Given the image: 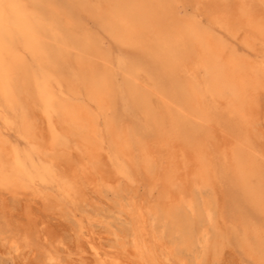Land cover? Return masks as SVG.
<instances>
[{"label":"bare ground","instance_id":"bare-ground-1","mask_svg":"<svg viewBox=\"0 0 264 264\" xmlns=\"http://www.w3.org/2000/svg\"><path fill=\"white\" fill-rule=\"evenodd\" d=\"M78 1L76 5L71 3V11L81 6L85 11L93 12L100 25L117 40L127 44L129 49L132 45L140 50L138 62L145 65V70L157 75L154 74V77L160 82V91L156 89V98L159 96L165 111H155L154 101L150 102L153 100L151 93L144 91L139 86L140 82L136 84L134 78L139 69L136 63L122 62V71L127 77L122 75L126 80L120 90L117 89L109 73L113 62L112 66L109 65L111 67L107 66L109 55L106 54V57L98 43L88 39L90 37L82 40L79 39L82 34L76 38L70 30H64L66 27L61 30L59 19L48 18L43 13L44 0H0V5L11 6L0 8V120L7 130H14L24 142L21 145L11 141L0 129V189L18 194L26 189L34 191L40 184L49 185V188L52 185L60 195L59 199H52L54 204L51 206L59 209L67 204L78 209L85 206L86 190L96 189L101 195L111 192L119 200V212L118 215L114 213L117 216L114 224L108 220L106 225L109 234L111 237L114 235L116 240L104 244L102 234L97 237L91 229L84 232L82 223L78 227L89 245L94 264H207L209 257L217 256L222 247L230 242L239 246L255 264H264V231L252 224L253 213L260 209L264 211V148L259 144L262 142L258 133L260 126L256 127L254 119L258 93L264 90V61L252 64L238 56L235 50L227 53L228 46L222 38L215 36L217 32H213L215 26H204L202 20L191 13L187 17L180 16L175 8L177 4L172 0H104V4L98 7H93L89 1ZM188 1L205 11L212 24L227 27L234 33L239 29L246 30L248 36L245 42L248 46L253 45L254 40L264 41V18L257 15V11L254 13L249 4L232 8L224 6L227 2L220 4L218 0ZM181 3L178 2V5ZM62 11L64 17L65 10ZM74 24L76 28L77 24ZM126 53L130 54L129 51ZM150 77V82L157 79L153 75ZM118 93H121L126 106L131 111L137 109V114L144 119L136 122L134 129L118 126L111 120L106 122L112 148L109 157L112 165L108 167L101 158L105 134L100 130V116ZM82 95L89 104L82 101ZM90 103L96 105L98 114L93 112ZM161 105L157 108L161 109ZM35 107L41 110L42 115L37 112L43 116L45 130L37 123ZM165 117L169 128L164 124ZM214 123L222 128L223 134L217 133L212 125ZM72 149L79 154L75 162L71 158ZM106 153L109 155V152ZM62 162L68 168H64L66 165L63 166ZM136 171L141 172L143 177H140L145 180L147 192L144 196L139 195L134 185L138 180L134 175ZM219 178L233 190L234 201L243 210V213L239 211L241 214H237L238 218L235 219V216L232 222L227 220L224 224L220 219H225L227 215L219 209L220 202L214 189ZM122 181L129 186L122 188ZM35 190L32 192L37 197L41 196L42 201L51 199V195L41 189ZM155 193L158 194L154 196ZM96 197L98 199L99 196ZM24 210L29 209L24 207ZM29 212L32 213L31 210ZM123 214H128L129 219L122 220ZM25 218L27 220L28 217ZM33 218L31 220H35ZM100 219L102 224L105 218ZM111 219L114 221L113 217ZM232 223L233 226L230 225ZM34 224L37 223L31 226ZM25 229H28L27 226ZM1 233L5 234V231L3 233L0 229ZM17 236V239H10L8 254L18 251L23 243L30 246L32 240L28 236L23 239ZM221 255L224 256L223 253ZM45 258L50 263L57 260L49 251Z\"/></svg>","mask_w":264,"mask_h":264},{"label":"rangeland","instance_id":"rangeland-1","mask_svg":"<svg viewBox=\"0 0 264 264\" xmlns=\"http://www.w3.org/2000/svg\"><path fill=\"white\" fill-rule=\"evenodd\" d=\"M54 1H56V3L54 2ZM71 1H73V2H71ZM77 1V2H76ZM90 2L91 4H92V6L93 7H98V6H102L103 4H104V0H96V1H94L93 2V0H83V2L84 3H86V2ZM78 0H49V2L47 1V0H44V11L45 12H43L44 14H46V17H50L51 19L53 18H55L56 20L57 19H59L58 20V23H59V21H60V23H59V25H58V27L62 30V28H64V27H66V28H64V30L65 31H67V32H69V30H70V34H72L74 37H76V38H79V36H81V34H82V38H79V39H84V40H87V38L88 37H90V38H88V39H92V40H94V41H96L97 43H98V47H99V49H100V51L101 52H103V54H107V55H109L108 57H107V55H106V57H107V59H106V61H107V66H109L112 62V64H113V66H112V64H111V66H109V67H111V68H109L110 70L109 71H111V72H109V73H111L110 75L112 76V79H114L113 80V83H114V85H115V87L117 88V89H119L120 88V86L121 85H123V83H124V80H126L125 78H124V80H123V76L124 77H127V75L125 76V72H123L124 71V66H122V62L124 63H128V64H130V63H133V64H135L136 63V66H137V68H139V69H137L138 71H136V72H138L137 74H136V76H135V78H134V80H135V82H136V84L137 83H141L140 85L139 84H137V85H139L141 88H143L144 89V91L146 90V92L147 93H155L154 95L152 94H150V98L151 99H153V100H150V102L151 101H154L153 103H152V105L154 106V105H156V106H152L151 105V103H150V105H151V107H153V109L154 108H156V109H154L155 111H159L160 113H164V111H165V109H164V104H163V102L162 101H160L161 99L159 98V96L156 98V89L157 88H159V91H160V87H159V84H160V82H159V80H158V78L157 77H154V74L151 72V71H147V70H145L146 69V67H145V65L142 63V62H138L139 61V54H140V50L138 49V48H136L135 46H132V45H130L131 47H132V49H129V48H127L126 46H127V44H123L121 41H119V40H117L113 35H111V33H109L102 25H100V20H97L98 18H96L97 16L96 15H94L93 14V12H91L90 13V11H85L86 9H83L81 6H78V8L75 10V11H71L70 10V6L73 4V5H76V3L78 4ZM172 2H176L175 3V5L177 4L178 5V2H182L181 4H179L178 6L176 5L175 6V8H177L176 10H177V12H179L180 14V16H184V17H187V16H190V13L191 14H193V16L194 15H196V17L199 19L200 18V20H202L201 22H202V24L204 25V26H211L212 28H213V32L214 33H216L215 34V36L218 38H222L223 40H224V42L226 43V45L228 46V48L226 49V51H227V53L228 52H230V51H232V50H235L236 52H237V54H238V56H240V57H242V58H244L246 61H248V62H250V63H252V64H255V63H259V62H263L264 61V41H261V40H254L253 41V45H251V46H248L247 44H246V42H245V39H246V37L248 36V33L246 32V30H244V29H239L238 30V32L237 33H234L233 31H231L230 29H227V27H226V29L224 28V27H221L220 25H218V24H212L213 22H211L212 20H210L209 19V16L207 15V14H205L204 12H202L198 7H196L195 6V4H194V2H192V1H188V0H172ZM186 2V3H185ZM193 5H191L190 3ZM204 2H206V1H204ZM218 2L220 3V4H223L224 2H227V3H225L224 4V6H227V7H232V8H237V7H239L241 4H244V3H247V4H249L250 5V7H251V9H252V11L254 10V13L256 12V14L257 15H259L261 18H264V16H263V14H264V0H218ZM238 2V3H237ZM46 3V4H45ZM72 3V4H71ZM95 3H96V5H95ZM184 3V4H183ZM189 3V6L187 5ZM57 4V5H56ZM100 4V5H99ZM226 4H228V5H226ZM46 5V6H45ZM49 5H51V6H49ZM53 5V6H52ZM59 5V6H58ZM257 5V6H256ZM183 6V7H182ZM192 6V7H191ZM45 7H52L51 9L49 8H46L45 9ZM58 7H62V8H58ZM197 8V9H196ZM48 9V10H47ZM59 9H61L60 11H59ZM180 9V10H179ZM182 9V10H181ZM62 10H65V14H64V17H63V11ZM185 12H184V11ZM192 10V11H191ZM63 13H62V12ZM187 11V12H186ZM191 11V12H190ZM262 11V12H261ZM52 12H54L53 14H52ZM66 12H67V14L68 15H66ZM90 14H89V13ZM184 12V13H183ZM61 13V14H60ZM51 14V15H50ZM60 14V15H59ZM69 14H71V15H69ZM202 14V15H201ZM59 15V16H58ZM84 17H83V16ZM45 16V15H44ZM58 16V17H57ZM62 16V17H61ZM96 16V17H95ZM192 16V15H191ZM199 16V17H198ZM263 16V17H262ZM65 17H67V18H65ZM71 17H73V18H71ZM86 17L88 18L89 17V19H86ZM203 17V18H202ZM63 18L65 19V21H61V20H63ZM81 20V21H78L79 19ZM95 18H96V20H95ZM71 19V20H70ZM75 19V20H74ZM66 20L67 21H69L68 23H70V24H68L67 22H66ZM73 20L75 21V22H73ZM76 21L77 22H80V23H82V24H78V23H76ZM84 22V24H83V22ZM90 21V22H89ZM93 21V22H92ZM61 22H63L62 24H61ZM73 22V23H72ZM92 22V23H91ZM210 22H211V24H210ZM71 23H72V25H71ZM75 23V24H74ZM208 23V24H207ZM63 24H66V25H64V26H62ZM73 24L74 25H76L77 24V26H75L76 28H74V26H73ZM88 24V25H87ZM99 24V25H98ZM79 25V26H78ZM84 25V26H83ZM61 26V27H60ZM81 26H83V28H84V30L82 29V27ZM99 26V27H98ZM101 26H102V28H101ZM73 27V28H72ZM86 27H88V29L86 28ZM70 28V29H69ZM72 29V30H71ZM82 29V30H81ZM74 30V31H73ZM93 30V31H92ZM87 31V32H86ZM96 31V32H95ZM104 31V32H103ZM224 31V32H223ZM73 32V33H72ZM85 32V33H84ZM108 32V33H107ZM75 33V34H74ZM230 33V34H229ZM246 33V34H245ZM221 34H224V35H221ZM234 34V35H233ZM238 34H239V36H238ZM242 34H244V35H242ZM77 35H79V36H77ZM84 35L86 36V37H84ZM90 35V36H89ZM230 35V36H229ZM103 36V37H102ZM112 36V37H111ZM235 36V37H234ZM245 36V37H244ZM231 39H230V38ZM244 37V38H243ZM107 38V39H106ZM239 38H241V40L239 41ZM104 39H105V41H104ZM236 41H235V40ZM118 41V43H117V41ZM116 41V42H115ZM239 41V42H238ZM114 42V43H113ZM230 42H232V43H230ZM241 42H243V44L241 43ZM50 43H51V40H50ZM115 44V45H114ZM117 44L118 45H120V46H117ZM103 45V46H102ZM106 46H107V48H106ZM124 46V47H123ZM128 46H129V44H128ZM240 46V47H239ZM103 47V48H102ZM123 47V48H122ZM260 47V49L258 50V48ZM111 48H112V50H111ZM123 50V49H125L124 51H122L121 49ZM252 48V49H251ZM253 48H255V49H253ZM263 48V49H262ZM247 49V50H246ZM127 50V51H126ZM238 50V51H237ZM240 50V51H239ZM253 50V51H252ZM255 50V51H254ZM108 51V52H107ZM128 52L129 51V55H127L128 53H126V52ZM247 51V52H246ZM75 52V51H74ZM73 52V53H74ZM134 52V53H133ZM249 52V53H248ZM252 52V53H251ZM254 52V53H253ZM110 53V54H109ZM256 54V55H255ZM125 55V56H124ZM126 55H127V57H126ZM261 55V56H260ZM118 56H120V57H118ZM131 56H133V57H131ZM250 56H252L251 58H250ZM111 57L114 59H111ZM138 58V59H137ZM254 58V59H253ZM30 60H31V58H29ZM119 62V63H118ZM143 64V65H142ZM141 67H140V66ZM118 66V67H117ZM139 66V67H138ZM114 67V68H113ZM113 69V70H112ZM119 69V70H118ZM123 70V71H122ZM146 72H145V71ZM114 72V73H113ZM122 74H121V73ZM149 72V73H148ZM142 73H144V74H142ZM147 73V74H146ZM152 73V74H151ZM121 74V75H120ZM141 74V75H140ZM123 75V76H122ZM147 77H146V76ZM153 75V78L154 79H156V80H152V82H150L151 81V79H152V77H150V76H152ZM156 75V74H155ZM121 76V77H120ZM141 76V78H140V80H139V77ZM157 76V75H156ZM147 78V79H146ZM144 79V80H143ZM118 80V81H117ZM143 82H142V81ZM148 80V81H147ZM123 81V82H122ZM145 81H147V82H145ZM148 85H147V84ZM157 85H156V84ZM153 89H152V88ZM120 90V89H119ZM264 90H260L259 91V93H258V97H257V102H258V105H257V107L255 108V110H254V119H255V121L257 122L256 123V127H259L260 126V128H262L261 130H260V128H258L259 130H258V133H259V137H261V139H260V141H262V142H259V140H258V142H259V144L261 143V147L262 148H264ZM158 95V94H157ZM82 98V101H84V103L85 104H89V102H88V100L85 98V96L84 95H82L81 96ZM85 99H84V98ZM155 97V98H154ZM156 100H158V101H156ZM155 101H156V103H155ZM260 101H261V103H260ZM161 102V103H160ZM211 102V101H210ZM155 103V104H154ZM162 104L161 105V109L159 108L160 106V104ZM263 104V105H262ZM90 105H92V110H93V112L94 113H96V114H98V109H97V107H96V105L94 104V103H90ZM157 106H159L158 108H157ZM173 106H175V104L173 105ZM36 108H38V110H36ZM110 108V109H109ZM117 109V110H116ZM34 110V113H35V118L37 119V123H38V125L41 127V128H44L43 130H45V128H46V123H44L45 121H44V119H43V116H41L42 115V113H41V110L39 109V107H35V109H33ZM40 110V111H39ZM257 110H258V112H257ZM260 110V111H259ZM41 114H39L38 112ZM263 111V113H261ZM37 112V113H36ZM158 112V113H159ZM257 112V113H256ZM109 113V114H108ZM259 113H260V115L261 116H259ZM37 114H39V115H37ZM162 115V114H161ZM40 116V117H39ZM159 116V115H158ZM258 117V118H257ZM167 117H165L164 119H166ZM257 118V119H256ZM260 118H262V119H260ZM137 119H140V120H137ZM141 119H144V117L142 116L141 117V115H139V114H137V109H135V111H131L130 110V107L129 106H126V104H125V100L122 98V95H121V93H118L117 94V96H116V99H114V101H111V103H109V105L107 106V107H105V110H104V114L103 115H101L100 116V130L102 131V133L103 134H105L104 136H105V143H104V149H103V153L101 154V158H102V161H103V163L104 164H106L108 167H111V158H109V157H111V153H112V148H111V141H110V136H109V134H108V132H107V129H106V122L108 121V120H111V121H113L116 125H118V126H124L125 128H128V129H134L135 128V126H136V122H139L140 123V121H141ZM130 120V121H129ZM40 121V122H39ZM127 121V122H126ZM132 121V122H131ZM262 121V122H261ZM124 122V123H123ZM126 122V123H125ZM166 122V123H165ZM165 122H164V124H165V126H168L169 125V122H168V120L166 119L165 120ZM3 122L0 120V124H2ZM103 123V124H102ZM134 124V125H132V124ZM259 124H261V125H259ZM129 125V126H128ZM213 126H214V129H216L217 130V133H219V134H221L222 133V128L220 129V127H217V125H215V123L214 124H212ZM1 126V125H0ZM164 127V126H163ZM168 128H169V126H168ZM0 129H2V131L5 133V135L11 140V141H13V142H19V144H21V145H24V142L21 140V138H19L18 137V135L16 134V132H14V130H12V131H10V130H7L6 129V127L4 126V123L2 124V126L0 127ZM7 131H6V130ZM220 131H219V130ZM14 132V133H13ZM223 134V133H222ZM225 134L228 136L229 134H228V132L227 131H225ZM262 134V135H261ZM228 137H230V136H228ZM263 138V139H262ZM263 144V145H262ZM109 146V147H108ZM74 149V148H73ZM73 149L71 150V152L73 151ZM74 152V153H73ZM72 153L73 154H71V158H73V160H74V162L76 161V160H78L79 158V154H78V151H76V149H75V151H73ZM106 152H109L108 154L109 155H107V153ZM103 156V157H102ZM106 157V158H105ZM107 162V163H106ZM64 163L62 162V165H63ZM61 165V166H62ZM64 165H66V164H64ZM63 165V166H64ZM62 166V167H63ZM65 167H67V165L66 166H64V168ZM68 168V167H67ZM140 174V175H138V174ZM134 175H135V179H138L137 180V184H134L135 185V187L136 188H138V192L140 193L139 195H141L142 194V196H144L145 195V192H147V189H145V180H144V178H142L143 176L141 175V172H134ZM139 176V177H138ZM140 176H142V177H140ZM115 178V177H114ZM139 178H140V180H139ZM219 179H220V181H219ZM219 179H216V182H215V187H214V189H215V194H216V192H217V199H218V203H219V209H221L222 210V212H223V214L225 213V216H226V218L225 219H220L221 220V222L223 223L224 221L226 222L227 220H228V222H232V219L235 217V219L236 218H238L237 217V214H241V212L243 213V210H241L240 209V207L241 206H237V204H236V201H234V193H232L233 192V190L231 189L230 190V188H228L229 187V185H227L226 184V182H225V180H223L222 178H219ZM142 180H143V183H142ZM222 182V183H221ZM123 183V184H122ZM139 183H140V185H139ZM125 184V185H124ZM142 184V185H141ZM218 184H219V186H218ZM41 185V186H40ZM40 185H37V187H35L36 189H41L42 191H44V193H46V194H48L50 197H51V199H46V202L49 200V202H45V200L44 201H42V199H41V196L39 197H37V195H36V193L34 194L33 192L34 191H37V190H35V188H34V191H33V189H32V194H34V195H32L31 194V192H29L31 189H26L27 191H23V192H21V193H18V194H15V193H13V194H10V193H12V192H10L9 190L8 191H6V189H4V188H2V189H0V193H1V191H2V194H0V199L1 200H3V202L4 203H2V201L0 202V206H2V207H0V212L2 213H0L1 215V217H0V229L2 230V232L4 233V231H5V234H0V264H73V261H75L76 259H77V261H75L74 262V264H87V263H89V264H94L95 263V261L93 260V262H91L92 261V255H91V253H90V250H88L89 249V245L87 244V242H86V240H85V238L82 236V233L80 232V229H78V227L80 228V226H81V223L83 224V227H84V229H83V231L85 232V231H87L88 229H91V230H94L95 232H96V235H97V237L98 236H100L101 234L103 235H101V237H103L102 238V242L104 243V244H108L109 242H114V240H116V237L113 235L112 237H111V234H109V230L107 229V225H106V223H107V221L108 222H110L111 221V223L112 224H114V222L116 221L115 219H117V216L116 215H118V212H119V206H118V202H119V200H118V198H116L111 192H108L107 194H103V195H101V193H99V191H97L96 189H92V191H93V193L94 194H92V191H91V189L90 188H88V189H90V190H86V192H87V201H85V206H83L82 208H76L74 205H69V204H67L68 206H62L61 207V209H59V208H54V207H52L51 205H53L54 204V202H52V199H53V201H55V199H59V192H57V190H56V188H54V187H51L50 186V188H49V185H43V184H40ZM129 186V184L127 183V182H125V181H122L121 183H120V186H122V188L123 187H128ZM221 185H225L224 187L223 186H221ZM38 186H40V187H38ZM216 186H218V187H216ZM44 187V188H43ZM46 187V188H45ZM85 187H87V185H85ZM52 188V189H51ZM142 188H143V190H142ZM218 188V189H217ZM49 190V191H48ZM140 190V191H139ZM219 190V191H218ZM229 190H230V192H229ZM46 191H48V193L46 192ZM55 191V192H54ZM89 191H91V193L89 192ZM223 192V194H221L222 192ZM8 192H10V193H8ZM28 192V193H27ZM53 192V193H52ZM220 192V193H219ZM228 192L230 193V194H228ZM23 193V194H22ZM25 193V194H24ZM57 193V194H56ZM6 194V195H5ZM27 194H30V195H27ZM110 194H111V196H110ZM158 193H155V195L154 196H156ZM220 194V195H219ZM9 195V196H8ZM11 195V196H10ZM23 195L25 196V197H23ZM54 195V196H53ZM94 195V196H93ZM223 195V196H222ZM229 195L231 196V197H229ZM3 196V197H2ZM8 196V197H7ZM18 196V197H17ZM29 196V197H28ZM31 196H32V198H31ZM57 196V197H56ZM89 196V197H88ZM96 196H99L98 197V199H97V197ZM110 198H108V197ZM141 196V197H142ZM27 197H28V200H27ZM94 197H96V199L94 198ZM101 197V198H100ZM8 198V199H7ZM15 198H19V199H15ZM43 199H44V197H42ZM91 198V199H90ZM114 200H113V199ZM36 199H38L37 201H34V200H36ZM41 199V200H40ZM99 199H100V201H99ZM102 199V200H101ZM231 199V200H230ZM7 200H9V201H7ZM27 200V201H26ZM90 200V201H89ZM24 201V202H23ZM32 201V202H31ZM41 201L43 202V203H41ZM103 201H104V203H106V205H108V206H106L104 203H103ZM111 201H113V202H111ZM115 201H117L116 203H115ZM6 202H8V203H6ZM26 202V203H25ZM28 202L30 203V204H28ZM34 202H36V203H34ZM34 203V204H33ZM4 204V205H3ZM6 204V205H5ZM7 204H9V205H7ZM14 204V205H13ZM45 205V206H43V205ZM48 204V205H47ZM98 204V207H100V208H98L96 205ZM109 204H111V205H109ZM117 204V205H116ZM16 205V206H15ZM43 206L42 208L40 207V206ZM224 205H225V207H224ZM30 206V207H29ZM47 206V207H46ZM74 206V207H73ZM24 207L27 209H29L28 211H25L24 210ZM71 208V209H69V208ZM91 207H92V209H91ZM110 207V208H109ZM2 208V209H1ZM10 209V210H8V209ZM52 208H54V209H52ZM96 208V209H95ZM102 208V209H101ZM109 208V209H108ZM118 208V209H117ZM222 208H224V209H222ZM227 208H229V210L227 209ZM242 208V207H241ZM248 208V207H247ZM41 209V210H40ZM49 209V210H48ZM59 209V210H58ZM85 209V210H84ZM5 210H7V211H9V212H11V213H7ZM32 211V213L31 212H29V211ZM40 210V211H39ZM54 210V211H53ZM60 210H62V211H64V212H62V211H60ZM75 210V211H74ZM78 211V213H77V211ZM96 210V211H95ZM112 210V211H111ZM261 210V209H260ZM259 210V212H261V214H259V212H254L253 213V220H254V222H253V220H252V224H253V226H257V227H259V228H261L263 231H264V211H260ZM5 211V212H4ZM44 213H43V212ZM52 211V212H51ZM95 211V212H94ZM103 211V212H102ZM105 211H107V212H105ZM239 211H241V212H239ZM4 212V213H3ZM24 212V213H23ZM27 212H29V213H27L29 216H31L32 218L34 217L35 218V220H31L32 218L31 217H29V216H27V214L26 213ZM73 212H74V214H73ZM80 212H81V214H80ZM85 212V213H84ZM88 212V213H87ZM94 212V213H93ZM96 212H99V213H96ZM38 214L36 217H35V215L34 216H32V214ZM45 213H47V214H45ZM50 213V214H49ZM60 213H62V215H60ZM77 213V214H76ZM100 213H101V216L103 217V219L105 218V220H104V222L101 224L100 223V220H102V219H100V218H102L101 216H100ZM111 213H115L114 215L113 214H111ZM8 214H10V215H8ZM25 214V215H24ZM39 214H40V216H39ZM43 214V217L45 218H43V217H41V215ZM49 214V216L51 217H48L47 218V215ZM86 216H85V215ZM248 214H250V213H248ZM13 215V216H12ZM57 215V216H56ZM74 215V216H73ZM80 215H81V217H80ZM98 215V218L96 217V216ZM52 216H53V218H52ZM60 218H59V217ZM71 218H69V217ZM73 216V217H72ZM91 216V217H90ZM106 216V217H105ZM108 216V217H107ZM111 216V217H110ZM123 217H121V219L122 220H126V218H127V220L129 219L128 218V214H123L122 215ZM247 216V215H246ZM14 217V218H13ZM25 217H28L27 218V220H26V218ZM63 217V218H62ZM79 217H80V220H79ZM88 217V218H87ZM93 217H94V219L95 218H97V219H93ZM114 218V221L111 219V218ZM33 218V219H34ZM39 218V219H38ZM41 218H43V219H41ZM66 218H67V220H66ZM70 220H69V219ZM84 218V219H83ZM255 218H257L256 220H255ZM7 219H10V222H9V220L7 221ZM20 219H22V220H20ZM25 219V220H24ZM41 219V220H40ZM46 219H48V220H46ZM59 219V220H58ZM90 219V220H89ZM91 219H92V222H91ZM260 219V220H259ZM12 220V221H11ZM46 220V221H45ZM89 220V221H88ZM23 221V222H22ZM26 221V222H25ZM39 221H42V222H40L39 223ZM48 221V222H47ZM61 221V222H60ZM64 221V222H63ZM84 221V222H83ZM95 221V222H94ZM13 222V223H12ZM25 222V223H24ZM44 222V223H43ZM73 222H74V225H73ZM96 222H98V223H96ZM220 222V221H219ZM224 222V223H225ZM17 223V224H16ZM22 224L23 223V225L25 224V227L27 226V228L28 229H30V230H28V229H25V227H23V225L22 226H19L20 224ZM29 223H37V224H34L33 225V227L31 226V225H28ZM223 223V224H224ZM13 224H14V226H13ZM79 224H80V226H79ZM100 224V225H99ZM233 224L234 223H232V224H230V225H232L233 226ZM36 225H39L38 227H40L39 228V230H37V228H35L34 226H36ZM41 225V226H40ZM47 225V226H46ZM87 225V226H86ZM101 225H102V227H101ZM29 226V227H28ZM77 226V227H76ZM98 226V227H97ZM14 227V228H13ZM18 227H20V229L18 228ZM32 227V228H31ZM42 227V228H41ZM44 227H45V229H44ZM114 227H116V226H114ZM16 228V229H15ZM18 228V229H17ZM47 228V229H46ZM97 228V229H96ZM99 228V229H98ZM103 228V229H102ZM106 228V229H105ZM32 229V230H31ZM34 229V230H33ZM36 229V230H35ZM52 229V230H51ZM100 229H102V230H100ZM16 230H18V231H16ZM29 232H28V231ZM42 230H44V233H43V231ZM101 232H100V231ZM32 231H35V232H32ZM54 231V233H52ZM76 231H78V232H76ZM98 231V232H97ZM104 231L107 233H104ZM18 232V233H17ZM23 232H24V234H23ZM100 232V233H99ZM28 233V234H27ZM31 233V234H30ZM44 235H43V234ZM76 235H75V234ZM17 234H18V236H17ZM21 234V235H20ZM30 234V235H29ZM48 234H50V236L48 235ZM53 234V235H52ZM104 234H106L105 236H104ZM7 237H6V236ZM29 235V236H28ZM36 235L39 237L40 235H42V236H40L39 238L38 237H36ZM48 235V236H47ZM75 235V236H74ZM16 236L18 237V238H21V239H23V237H26V236H28L32 241H31V244H30V246H28L27 244H25V243H23L22 244V246L20 247V249L18 250V251H16L15 253H11V254H8L7 252V250H9V248H10V239H12V237L14 238H16ZM52 236H54V237H52ZM56 236V237H55ZM50 237H52V238H50ZM75 237H76V240H75ZM83 237V238H82ZM4 238H6V239H4ZM34 238H36V240L34 239ZM44 238V239H43ZM48 239L49 238V240H46V239ZM55 238H56V240H55ZM109 238H110V240H109ZM3 239V240H2ZM17 239V238H16ZM62 241V243H60L61 241ZM105 239H107V240H105ZM38 240V241H37ZM40 240V241H39ZM54 240V241H53ZM79 240V241H78ZM80 240H81V243L79 244V242H80ZM82 240H83V242H82ZM37 241V242H36ZM53 241V242H52ZM56 241V242H55ZM9 242V243H8ZM38 242H39V246H38ZM46 242V243H45ZM86 242V243H85ZM7 246V249H6V246H4V244ZM7 243H8V245H7ZM50 245H49V244ZM57 243H58V245H57ZM77 243V244H76ZM87 244V245H85V244ZM53 244V245H52ZM76 244V245H75ZM230 244V245H229ZM32 245V246H31ZM48 245H49V248H48ZM62 245V246H61ZM80 247H79V246ZM83 245V246H82ZM233 245H235V243L234 242H232V244H231V242L230 243H228V244H226L225 245V247L223 246L222 247V249L219 251V253H218V255L217 256H215V257H209V259H210V261H208L207 262V264H255V262L251 259V258H249L248 256H246L245 255V253L243 252V250L239 247V246H237V245H235L236 246V248H235V246H233ZM9 246V247H8ZM60 246V247H59ZM78 246V247H77ZM86 246V247H85ZM226 246H231V248L230 247H226ZM26 247H29L28 249H26ZM33 248V249H30V248ZM43 247V248H42ZM62 247V250L60 249ZM57 248H58V251H55V250H57ZM74 250H73V249ZM82 248H83V250H82ZM86 248V249H85ZM23 249V250H22ZM43 249V250H42ZM51 249H53V250H51ZM69 249V250H68ZM76 249H77V251H76ZM36 252H34V251ZM38 250V251H37ZM65 250V251H64ZM72 250V251H71ZM88 251V253H87V251ZM224 252H223V251ZM241 250H242V252H241ZM7 251V252H6ZM22 251V252H21ZM50 252V253H52L53 255H55L56 257H57V260L54 262V263H50V262H48V260L45 258V256H46V254H47V252ZM59 251H61V252H59ZM62 251L67 255V257H66V255L64 254V253H62ZM76 251V252H75ZM85 251V252H84ZM221 251H222V253H223V255L224 256H222L221 254ZM234 251H235V253H234ZM38 252V253H37ZM4 253H7V254H4ZM33 253H35V254H33ZM60 253V254H59ZM85 253V254H84ZM16 254V255H15ZM62 254H64L63 256L64 257H62ZM73 254H75L74 256H73ZM238 256H237V255ZM35 255V256H34ZM58 255V256H57ZM61 255V257H59ZM77 255V256H76ZM81 255V256H80ZM86 255L88 256V257H86ZM8 256H10V257H8ZM74 257V258H73ZM80 257V258H79ZM221 257H223L222 259H221ZM13 258V259H12ZM22 258V259H21ZM62 258V259H61ZM71 258V259H70ZM214 258V259H213ZM239 258H240V260L241 261H243V263L242 262H240V260H239ZM46 261H45V260ZM79 259V260H78ZM83 259V260H82ZM86 259V260H85ZM208 259V260H209ZM220 259V260H219ZM65 260V261H64ZM67 260V261H66ZM213 260V261H212ZM61 261H62V263H61ZM40 262H42V263H40ZM46 262H48V263H46ZM68 262V263H67ZM77 262H79V263H77ZM218 262H220V263H218Z\"/></svg>","mask_w":264,"mask_h":264},{"label":"snow or ice","instance_id":"snow-or-ice-1","mask_svg":"<svg viewBox=\"0 0 264 264\" xmlns=\"http://www.w3.org/2000/svg\"><path fill=\"white\" fill-rule=\"evenodd\" d=\"M6 7H11L10 5H0V8H6Z\"/></svg>","mask_w":264,"mask_h":264}]
</instances>
